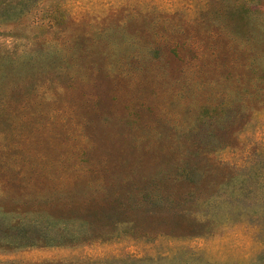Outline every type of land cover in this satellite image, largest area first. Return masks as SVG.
<instances>
[{
  "label": "rangeland",
  "instance_id": "obj_1",
  "mask_svg": "<svg viewBox=\"0 0 264 264\" xmlns=\"http://www.w3.org/2000/svg\"><path fill=\"white\" fill-rule=\"evenodd\" d=\"M0 264H264V0H0Z\"/></svg>",
  "mask_w": 264,
  "mask_h": 264
}]
</instances>
